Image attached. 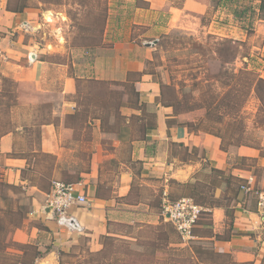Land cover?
<instances>
[{
  "label": "crops",
  "instance_id": "crops-1",
  "mask_svg": "<svg viewBox=\"0 0 264 264\" xmlns=\"http://www.w3.org/2000/svg\"><path fill=\"white\" fill-rule=\"evenodd\" d=\"M167 1L147 0L161 8ZM40 6L33 0H0V74L12 78L20 90L26 91L19 96L21 104H52L51 112L40 122V144L34 152L56 159L53 172H81L75 183L88 202L68 210L83 230L61 229L52 214L45 210L52 181L57 177L49 179L45 187L23 177V171L30 164L27 156L15 155V143L22 135L21 126L15 124L2 132L0 129V180L26 191V199L20 204L14 195H0V219L16 210L17 205L23 210L19 226L9 231L0 230V264L15 258L16 264H65L63 256L80 251L83 242L90 252H101L110 238L136 239L122 232L125 227L138 231L162 224L168 230L165 236L169 238V248L188 249L193 259L198 260L194 245L208 241L215 253L228 254L235 264H264V219L258 210L257 198L239 188L236 182L241 179L242 184L253 176L256 187L264 189L261 149L233 145L225 150L220 137L204 130L191 132L182 119L186 118L184 115H175L173 106L157 100L161 96V85L144 70L153 47L131 39L117 42L112 48H98L95 70L101 79L123 81L130 72H140L136 87L150 115L140 119V129L133 136L128 129L108 130L97 118L86 121L87 126L81 133L80 124L74 123L78 105L67 98L77 94L76 79L64 76L58 90L47 84L48 67L42 59L41 48L34 42V24L43 15ZM205 10L206 6L199 0H184L181 7H169L173 18H179L182 12L201 14ZM169 120L172 121L169 123ZM176 143L189 152L195 149L201 153L196 158L180 159L172 151ZM261 147L264 148V135ZM258 160L259 179L255 174ZM200 171H218V184L211 201L218 202L213 206L204 203L212 224L203 227L212 231L205 234L196 229L194 238L184 242L174 225L163 216L162 202L161 206L155 203L157 188H164L163 194L169 196L170 180L200 182L196 177ZM230 176L235 180L228 181ZM136 186L140 187L137 193ZM13 244H32L35 251L32 260L22 261L24 251Z\"/></svg>",
  "mask_w": 264,
  "mask_h": 264
},
{
  "label": "rangeland",
  "instance_id": "rangeland-1",
  "mask_svg": "<svg viewBox=\"0 0 264 264\" xmlns=\"http://www.w3.org/2000/svg\"><path fill=\"white\" fill-rule=\"evenodd\" d=\"M33 1L41 4L43 10V15L34 24V42L41 48L42 59L48 67L47 84L58 90L64 76L76 79L77 94L67 98L78 105L74 123L80 124L81 133L87 126L86 121L97 118L106 129H128L133 136L140 129V119L150 115L141 93L136 94L132 88L140 78L137 72H130L123 81L101 79L95 70L98 48H112L117 42L131 39L153 47L144 70L161 85V96L157 99L164 104L176 105L177 114L184 115L186 118L182 119L191 124V132L208 130L227 136L240 123L243 130L246 129L243 137L264 153L261 147L264 126L257 128L255 124L260 102L249 91L243 95L239 92L241 81L238 77L239 69L247 61L246 54L252 57L249 68L264 77V11L259 7V0H199L206 6L204 13L182 12L179 18H173L169 7H181L184 0H168L162 8L152 6L147 0ZM236 9H245V12L238 17L234 13ZM25 92L15 80L0 74V129L2 132L15 124L21 126L22 135L15 143V155L27 156L30 164L23 176L44 187L55 176L65 182H78L81 172H53L56 159L34 152L39 149L40 122L51 112L52 104H21L19 96ZM227 102L242 107L235 114L226 111L228 114L219 122L216 118L223 110L214 111L213 107ZM85 132L89 133L88 130ZM235 134L238 137L239 133ZM174 145L173 154L180 159L196 158L201 153L195 149L189 152L179 143ZM230 146L233 145L228 148ZM258 163L259 160L255 162L258 166L255 174L259 179ZM196 174L200 182L170 180L169 198L175 201L192 194L200 202L213 201L218 172ZM139 189L136 186L135 193ZM157 190L158 194L154 192L158 195L155 203L159 202L161 206L163 192L160 188ZM25 194L21 186L0 180V195H14L20 204L26 199ZM2 217L0 230L9 231L21 224L23 210L17 205L16 210ZM207 221L210 216L204 214L202 222ZM122 230L136 239L110 238L101 254L90 252L83 242L80 251L66 254L63 261L65 264H235L228 254L215 253L208 241L204 245H194L201 248L197 253L198 260L191 258L188 249L169 248L165 236L168 230L164 224L146 226L138 231L126 227ZM197 231L209 234L212 230L201 227ZM13 245L22 250L21 245ZM34 253L30 248L21 260L29 263ZM16 261L15 258L2 264H16Z\"/></svg>",
  "mask_w": 264,
  "mask_h": 264
},
{
  "label": "built area",
  "instance_id": "built-area-1",
  "mask_svg": "<svg viewBox=\"0 0 264 264\" xmlns=\"http://www.w3.org/2000/svg\"><path fill=\"white\" fill-rule=\"evenodd\" d=\"M241 189L256 196L258 210L264 219V189L256 187L253 176L241 184ZM87 202L86 195L78 190L77 183L54 179L45 210L52 214V218L61 229L81 232L83 226L75 216L68 213V210L74 205H82ZM204 210L207 208L197 204L193 198L182 197L172 201L167 193L163 194L162 214L174 225L184 242L194 238V226Z\"/></svg>",
  "mask_w": 264,
  "mask_h": 264
},
{
  "label": "trees",
  "instance_id": "trees-1",
  "mask_svg": "<svg viewBox=\"0 0 264 264\" xmlns=\"http://www.w3.org/2000/svg\"><path fill=\"white\" fill-rule=\"evenodd\" d=\"M259 1H260L259 7H260L261 11H264V0H259ZM244 10L245 9H240V10L239 9H236L234 11V13H235L236 16L241 17L242 12H245ZM225 50H228V49H225ZM246 56H247V61H244V66L241 67L239 69V72H238V77H239V79L241 81V87L239 89V92L243 95V94H245V93H247L249 91L248 93H250V94L253 93L255 95V97L259 100L260 105H259L258 111L256 113V119H255L256 127L259 128V127L264 126V77H261L260 74L257 73L253 68H251V69L249 68L250 61L252 60V57H251L250 54H246ZM137 73L141 76V73L140 72H137ZM138 80H140V78ZM132 88L136 92V94L140 95V92L137 90V87L135 85H133ZM237 93H238V89H237ZM238 96H236V97H238ZM227 97H228V95H227ZM157 100H159V99H157ZM168 105L173 106L174 113H175V115H177L178 109H177L176 105L171 104V103H169ZM241 107H242V105L239 106L236 103H233L232 104L230 102H227L226 104L225 103L218 104V106L213 107V110L214 111L215 110L216 111L217 110H220V111L223 110V111H222V115L219 114L218 115V118H216V120L219 121V122H222L223 119H224L225 114L227 113L226 111H229L232 114L233 113L235 114L239 110V108L241 109ZM234 117H236V116H234ZM171 121L172 120H169V123ZM185 124L188 126L189 129H191L190 128L191 127V124L190 123L185 122ZM204 131L209 132V133H212L211 131H208V130H204ZM244 131L246 132V129L244 128V130H243V128L240 126V123H239V125L237 124V125H235L233 127V131L230 134H228L227 136H224V135H222L220 133H215V134L212 133V134H214V135H216V136H218V137L221 138V140H222V148L225 149V150L228 148L229 145H236V146L248 145V146H254L253 143H251V140L243 137L242 133ZM236 132L239 133L238 137H235L236 136V134H235ZM216 172H218V171H216ZM227 180L228 181H234L235 179L230 176V177L227 178ZM236 182H238V187L241 188V186H240L241 184L240 183L242 182V180L241 179L240 180L238 179V180H236ZM182 197H190V198H193L192 197V194L191 195H183ZM182 197H180V198H182ZM194 201L197 204H199V205L207 208L206 205H205L207 203L200 202L197 199L196 200L194 199ZM209 203H210L209 206H211V205L213 206V204H216L215 202H211V201H209ZM204 214L210 216V221L202 222V218H203ZM211 218L212 217H211L209 211H207V210L202 211V213H201V215L199 217L198 222L194 226V231H193L194 232V235L196 233L195 232L196 229L197 230L198 229H201V227H203V226L204 227H210L211 224H212ZM216 236L218 238V235H216ZM166 239L167 240L169 239L168 236L166 237ZM104 244H105V242H104ZM21 246H22L21 249L24 251V256L28 255V250L30 248H33V245L32 244H24V245H21ZM103 252H104V250L101 251V252H97L96 254H101ZM196 252L197 253L198 252H201V248L200 247H197ZM101 264H104V263H101ZM108 264H113V263L110 262Z\"/></svg>",
  "mask_w": 264,
  "mask_h": 264
},
{
  "label": "water",
  "instance_id": "water-1",
  "mask_svg": "<svg viewBox=\"0 0 264 264\" xmlns=\"http://www.w3.org/2000/svg\"><path fill=\"white\" fill-rule=\"evenodd\" d=\"M148 44H150V43H148ZM32 58L35 59V54L32 55Z\"/></svg>",
  "mask_w": 264,
  "mask_h": 264
}]
</instances>
